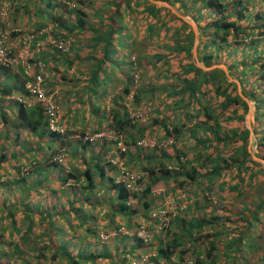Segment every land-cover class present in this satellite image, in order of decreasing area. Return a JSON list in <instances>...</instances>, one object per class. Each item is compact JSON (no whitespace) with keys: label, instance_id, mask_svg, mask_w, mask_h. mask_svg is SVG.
Returning <instances> with one entry per match:
<instances>
[{"label":"trees","instance_id":"trees-1","mask_svg":"<svg viewBox=\"0 0 264 264\" xmlns=\"http://www.w3.org/2000/svg\"><path fill=\"white\" fill-rule=\"evenodd\" d=\"M87 1L20 0L16 3L14 15L20 14L21 19L14 18L21 21L19 27L15 30L0 25L10 33L7 46L13 42L23 48L27 39L28 48L33 53L27 59L32 73L27 72L22 61L16 68H12V64L0 63V264H97L100 259L116 258L117 253L124 255L122 259L126 264L132 261H139V264H241L243 258L239 251L244 245L249 250L259 247L257 241L247 238L256 225H262L260 237L264 238V224L261 223L264 182L255 181L264 167L252 158L248 147L251 129L241 114V110L249 109L248 101L234 92L233 89L237 88L235 82H224L228 79L223 69L204 70L196 65L191 58L195 33L182 17L173 13L170 19L180 24L174 31V42L166 51L151 55L149 60L156 69L167 66L165 71L177 79L163 88H172L173 101L184 121L181 119L180 123L177 117L164 114L150 123L137 121L139 116L131 113V107L141 105L142 94H152L156 89L150 79L144 91L135 90L133 83L138 68H133L135 61L132 58L139 54L133 55L134 50L130 52L132 68L120 93L114 94V105L109 106L110 102L105 100L108 89L102 86L110 80L107 70L111 56L117 53L120 56V46L125 44L127 37H132L126 15L134 17L140 12L142 17L147 16L152 23V27L148 26V34L158 32L161 36L162 32H167L169 23L162 19V14L170 13L171 9L158 6L152 0H96L94 5L98 8L95 12H100L102 7L105 12H101L102 17L92 24L88 19ZM160 1L181 3L184 11L197 22L203 43L199 60L205 66L225 62L231 74L239 76L244 93L256 104L257 123L253 124V131L260 134L261 153L258 156L264 159V124L261 121L264 117V23L259 24L264 20L263 13L252 14L248 7H243V0ZM251 22L261 30L254 32ZM183 27L188 30H182ZM76 31L81 32L80 46L91 49L86 57H82L88 69L79 73L80 78L72 76L77 72L76 61L67 59L71 51H75V56L80 51L71 39ZM57 43L65 44L67 49L63 51ZM125 45L129 47L128 43ZM99 47V55H92ZM7 52L9 58L19 53L14 48ZM50 60L49 68L57 72L60 83L68 79L79 82L84 76L87 87L68 91L64 102L67 104L69 100L70 104L72 98L97 117L107 120L105 130L123 135L125 151L107 135L94 143L80 139L79 147L94 152L86 157L81 155V149L76 151L79 162L84 165L82 169L70 161L71 150L67 153L64 150L65 163L54 160L53 155L59 152L54 148L56 141L61 146L65 143L63 116L59 123L65 132L53 130L44 103L37 101V94L27 87L28 82L35 80V73H42L46 82L43 89L55 91L57 84L48 82L44 68ZM77 62L81 63V59ZM176 63L178 67L173 66ZM218 72L222 73L221 76L217 75ZM106 76L107 80L104 79ZM71 85L73 89L78 87L77 84ZM85 88L87 100L84 101ZM258 89L262 90L257 93ZM211 91L215 92V99L208 107L206 101ZM57 99L59 101L58 96ZM194 104L199 108L197 111L202 109L204 112L191 113L188 106ZM226 113L227 119L239 121L237 127L222 129L219 119ZM194 118L199 120L191 125L187 123ZM159 125L162 133L158 138L162 142L153 134V128ZM184 130L195 143L192 160L185 159L188 158L186 150L177 144ZM74 132L67 129V135ZM81 134L85 136L87 133L81 131ZM30 136L35 143L32 140L25 142ZM143 140L153 141V144ZM165 142L167 145L163 144ZM215 142L221 145L229 142L235 146L224 153ZM111 143L116 149L110 154ZM112 156H118L128 171L145 174L128 186L129 182L123 179L120 171L121 166L111 161ZM145 175L152 179L143 185ZM170 184L175 186L173 192L176 188L180 192L178 197L169 196L173 194L171 192L165 197H153L155 190L166 189ZM200 186H205L208 191L202 195L208 201L214 192L217 195L221 192L225 198L232 190L229 191L232 194L229 203L233 210L221 209L214 214L211 208L198 216L199 199L191 203L187 200L197 194ZM104 189L107 191L100 194ZM95 197L102 202L97 213L103 216L100 219L96 213L90 220L91 217H87L78 205L94 206L92 200ZM155 210L165 211L166 221L159 230L156 229L158 222L154 228L152 220ZM180 211L184 215H179ZM225 213L227 216H223ZM228 214L235 215V218L230 219ZM118 216L121 220L128 219L125 223L127 229L124 227L120 231L119 244L116 251H112L106 243L109 239L103 243L100 241L101 230L94 228L93 223L102 221V225L109 227ZM138 216L143 219L138 227L144 224L149 239L140 236L139 230H131ZM233 220L236 226L232 225ZM121 222L117 229L124 226ZM220 223H227L235 237L224 242L222 228L218 227ZM219 237L222 240H218ZM143 254H150L146 257L147 262H142L146 256ZM219 255L222 258L218 262ZM261 258L260 264H264V252Z\"/></svg>","mask_w":264,"mask_h":264},{"label":"rangeland","instance_id":"rangeland-1","mask_svg":"<svg viewBox=\"0 0 264 264\" xmlns=\"http://www.w3.org/2000/svg\"><path fill=\"white\" fill-rule=\"evenodd\" d=\"M20 1V0H0V15L2 16V19L0 21V25H3L5 28L7 29H15L17 27H19L18 24H21V21L19 20L17 22V19L19 17V19H21L20 14L19 16H14L15 14V9H16V3ZM31 1V0H29ZM34 1V0H33ZM97 1H106V0H97ZM96 0H88L87 4L89 5L88 8V13L90 14V16L88 17V19L90 20V23H95L96 21H98L97 19L101 18V12H105V7H102L100 12H95V10L98 8L94 5V2H97ZM154 3H156L158 6H165L171 9L170 13H164L162 14L163 17L162 19L168 20V29L166 28L167 32L161 34V36H159L160 33H152V34H148L149 30H148V26L152 27V23L150 22V20L147 18V16L142 17L141 13L138 12L137 14H134V17H130L129 15H126L127 21H128V26L131 32V36L130 38H126V42L125 44L128 43L129 47L126 48V45L123 44L120 46L119 49L120 50V56L119 54H113L111 56V63L108 65L109 69L107 70L109 79L107 82H105V84L102 87H105L106 89H108L112 94L113 93V88L117 85V81H120V77L119 74L122 72L123 69L126 68H130L131 66V58H130V52L131 51H136L133 52L134 54H139V56H133V60L135 61L133 63V68L135 67L136 69L138 68V73H135V78H134V84H136V91H139V89H143V91L146 89V85L148 84L149 80L151 79L152 85L156 88L153 93L148 94L144 93L142 94L143 98H142V103L140 106L138 107H131L130 111L133 115L135 116H139V120L137 121H149L150 123H153V120L156 117H164L163 115H168V116H174L177 117L178 119H180V123H182V117L180 112L178 111V105L175 104L174 97L175 95H173L172 93V88L171 87H167V88H163V85H168L171 82H176L177 79L174 77H171V74H169V71H165L166 67H160V68H154L151 64H150V57L151 55L157 53L160 50H167V46H169L170 44L172 45V43L174 42L175 39V29H178L180 24L179 22L173 21L170 19V15H172L173 13L182 17L187 23L188 26L190 27L191 30H193V32L195 33V43H194V47L192 49V56L191 58L195 61L196 65L200 66L201 68H203L204 70H210L213 68H220L223 69L225 71V74L227 76L228 80H224V82L226 81H231V82H235L237 84V88L233 89L235 93H239L245 100L248 101L249 103V109L246 110H241V114L244 116V123L251 129V134L249 137V143H248V147H249V151L252 155V158L254 160H257L258 162L262 163V167H264V159L261 158L260 156H258L259 153H261L260 148H259V135L258 132H254L253 131V124H256V104L255 101L253 99H251L249 97V95L245 94L243 91V84L242 82L239 80V76L237 74H231V72L229 71V68L227 66V64L225 62L222 63H218L212 66H205V64L203 63L202 60H199V50L203 49V43L201 42V31L198 27L197 22L190 17L182 8L181 3H176V4H170L169 2L166 1H160V0H152ZM224 2H228V0H223ZM238 0H235V2H237ZM244 1V5L243 7H248L249 10L252 12V14H256L257 12H261L263 13L264 16V0H243ZM34 3V2H33ZM135 4H133L134 6ZM137 10V9H136ZM87 11V10H86ZM97 14H100L99 16ZM168 15V17H167ZM17 18V19H14ZM166 18V19H165ZM156 21V20H155ZM154 22V21H152ZM263 24L264 20H261L259 22V24ZM157 27L158 25L155 24ZM251 29L255 31L258 30V26L254 25V22H251ZM255 26V27H254ZM182 30H188L187 28H181ZM259 30H261V28H259ZM258 30V31H259ZM77 33V34H75ZM74 34V36L71 37L72 41H75L74 45H76L79 48V52H77V56L75 51H71L68 54L67 59H72L75 63H77V72L76 73H70L69 77L71 76H76L77 78H80V74L81 72H86L88 67L86 65V63L83 62L82 57H86L88 55V51L91 49H87V53L84 55V53L86 52V49L84 47H81V32L76 31ZM84 35V34H82ZM13 39V38H12ZM14 40V39H13ZM12 40V41H13ZM145 41V43H144ZM72 44V43H71ZM257 44V43H256ZM70 45V43H69ZM259 45V44H258ZM9 48H14L16 51H20L23 50V52H25V48L26 46H24L22 48L18 47V45L16 43H11L10 45H8ZM126 48V49H125ZM259 48H262V45H259ZM125 49V51H124ZM132 49V50H131ZM100 47L95 50L94 52H92V55H99V51H100ZM241 52V51H240ZM61 54H58V56H60ZM244 56V54H243ZM99 57V56H98ZM79 59H81V63L77 62ZM51 61V60H50ZM17 64H14L12 68H16ZM63 65V64H60ZM50 62L47 63V65L44 66L45 68V72L47 75V80L50 84H57V86H55V91L57 92V96L59 98V102L61 103V107L63 110V123H64V128H65V135H64V141L65 143L62 144L63 147L66 148V153L67 150H70V148H72V146L78 142L81 143L80 139L83 136L81 134V131H85V133L89 134V135H93L96 131H98V129L101 128H105V126H107L108 121L104 120L105 122L101 125V127H99V124L96 123L97 122V118L95 116H92L90 113H86V118L83 119V114H84V109H81L76 116H69V114L71 115V112H68V107L72 106L71 108H73L74 106H77L76 103L69 105V100L67 101V104L64 102L63 98L66 96V94H68V91H73L75 92L76 89L77 91L79 89L87 87V83L84 82L85 78L84 76L80 79L79 82L74 81L71 82L68 80L60 83V81L58 79H56V74H55V70L54 68L50 67ZM131 66V68H132ZM174 67H178L179 64L176 63L173 65ZM170 68V67H169ZM159 71L161 72L159 74ZM165 72V73H163ZM55 74V77H54ZM221 72H218L217 75L221 76ZM218 76V77H219ZM105 80H107V76L104 78ZM77 84L78 87L76 88H72L71 84ZM51 85V87H52ZM140 87V88H139ZM251 87V86H250ZM107 90V91H108ZM259 90V91H258ZM257 93H259L262 89H258ZM54 91V90H53ZM87 89H83V99H87ZM172 93V94H171ZM198 93L200 94V91H198ZM201 95V94H200ZM130 97V96H129ZM209 97V99H207ZM208 97L206 98V105L208 107H210L212 101L215 99V92L211 91L210 95H208ZM72 99V98H71ZM109 99V95L106 96L105 100ZM205 101V98H203ZM112 106V105H111ZM198 107L196 104H194L193 106H188V110L191 113H194L196 115H198L199 113H203L204 111L202 109H200V111H197L196 108ZM217 110V109H216ZM149 111V112H148ZM203 111V112H202ZM227 113L224 114L222 117H220L219 122L222 124V129L223 130H228L230 128H235L237 127L239 124L236 119L235 120H229L227 119ZM78 117V118H77ZM200 117V116H199ZM202 117V114H201ZM182 119V120H181ZM170 120H172V118H170ZM174 120V119H173ZM199 120V118L197 119H193V121H187V123H189L190 125L192 123H196L195 121ZM202 120V118H201ZM184 121V120H183ZM262 123L264 124V117L261 119ZM1 122V119H0ZM103 122V120H102ZM177 123H179L178 121H176ZM179 123V124H180ZM77 124L79 126V128L77 129H73L76 128V126H73ZM149 124V123H148ZM67 125V126H66ZM145 127H148L149 125L144 124ZM1 129V128H0ZM67 129H72V130H76L73 134H69L67 135ZM97 129V130H96ZM148 129L152 130L151 127L149 126ZM3 134H5V129L3 127ZM160 132H162V128L156 127L155 129L153 128V134H155V138H157L159 141L162 142V140H160L158 138V134H160ZM76 135H79L80 137L77 138ZM33 138L30 136L29 138L26 139L25 142H31ZM33 141V140H32ZM23 142V144L25 143ZM101 142V141H100ZM98 142V143H100ZM33 143H35L33 141ZM228 143V144H227ZM224 145H221L220 142H215V144L222 150V152H227V151H231L230 149H233V147L235 146L233 143H229L227 142ZM48 144V143H47ZM165 145H167V143H163ZM182 148L186 150L185 154L188 156V158L185 159H189L192 160L193 159V155H194V151H195V143L193 141L192 138H190L187 134V132L181 134L180 139L178 140V143ZM114 145V144H113ZM61 143H59V141H56V144L54 146V148L57 149V151L60 150V148L62 147ZM170 146V145H169ZM114 150L116 149V146ZM98 148V147H97ZM169 151L172 150L171 147L168 148ZM71 153V152H70ZM74 156V153H71ZM67 155V154H66ZM73 165L79 169H82V164L79 162L78 158H73L72 160H70ZM69 164V162H68ZM71 168V167H70ZM72 169V168H71ZM139 170V169H137ZM142 172V171H140ZM143 174V173H141ZM151 179H149L148 176H144L142 183L143 185L145 183H149L151 182ZM100 179L97 178V181H99ZM256 182H264V171L263 173L259 172V177H257L255 179ZM254 181V182H255ZM216 187H218L216 185ZM175 186L170 184V186H168L166 189H162V190H155L153 193V197L154 198H158L161 196H166L167 194H169L170 192L173 194H170L169 196H175L178 197L179 196V191L176 188V191L173 192L172 189H174ZM217 189L215 188L214 191H216ZM107 189H104L101 191L100 194H102L103 192H106ZM232 191V190H229ZM228 191V196L223 198L222 193L220 192L219 195H217V193L214 192V194L211 195L209 201L203 199L204 194L208 193V191L206 190L205 186H200L199 187V191L197 192L196 195L192 194L191 198L187 201H190V203L192 202V200H198L200 201V207H199V211L197 213V215H202L206 212H209L210 209L212 208L214 210V214H217L221 209H226L228 211H232L233 210V205L229 203V200H232L231 192ZM161 193V194H160ZM198 196V197H197ZM169 199V198H168ZM221 199V200H220ZM93 203L95 204L94 206H91L89 204H79L78 206L81 207L83 209V213L88 215L87 217H91L90 220L92 219V217L94 216V214L97 213L98 210H100L102 208V206L100 204H102V202L99 201L98 197H95L93 200ZM218 202V203H216ZM232 205V206H230ZM230 206V207H229ZM229 207V208H228ZM227 213H233V212H227ZM227 213L223 214V216H227ZM98 215V213H97ZM179 215H184V212H179ZM193 215H195L193 213ZM99 218L101 219L103 214H99L98 215ZM230 219H234L235 215L233 214H228ZM121 220V219H120ZM137 222H135L132 226L133 231L138 230L139 227V222L143 221V219L138 216L137 217ZM98 222V220H96ZM128 221V219L124 218L123 222H121V225H124L123 227H126V222ZM118 221H116L117 223ZM140 222V223H141ZM236 221L233 220L232 225L236 226L237 223L235 224ZM103 224L102 221L99 222V224L93 223L94 228H96L97 230H101L99 233V238L100 234L102 232V230H104L107 234H108V241H106V243L110 246V249H112V251H116V248L119 244V239H117V237H119V233L120 231L115 232V230L117 229V225L113 224V226H109V224H107V226L109 227H102L100 226ZM144 223V222H143ZM148 223L151 227L152 224H150L148 221L146 222ZM261 223L264 224V214L261 217ZM128 224V223H127ZM119 225V222H118ZM129 225V224H128ZM218 227L222 228L223 234L222 236H224V242L231 240L234 236L233 233H231L229 226L227 223L223 224L220 223L218 225ZM262 225H256L254 229H252V233L247 236V238L249 240H253V241H257V243H259V247L257 248H252L251 250L249 249H245V245H244V249H241V251H239V254L242 255V261L241 264H260L262 263L261 261V255L262 252H264V248L262 249V247H264V238L260 237L261 233H262ZM212 232V230H210ZM125 233H127L125 231ZM118 235V236H116ZM134 235V234H133ZM103 239V238H101ZM210 239H212V237H210ZM218 240H222V237H219ZM102 242V240H100ZM223 242V243H224ZM103 243V242H102ZM117 245V246H116ZM122 247V246H121ZM102 250H105V248L103 246H101ZM262 249V250H261ZM219 252V251H217ZM146 254H143V256H145ZM123 256L122 253H117V255L115 256L116 258H106V259H100L98 261L97 264H126V262L123 261ZM149 254H147L145 257L142 258V262H147V258ZM222 258V256L219 255L218 258V262L219 260ZM241 259H239L240 261ZM238 261V259H237ZM130 264H139V261H132Z\"/></svg>","mask_w":264,"mask_h":264},{"label":"built area","instance_id":"built-area-1","mask_svg":"<svg viewBox=\"0 0 264 264\" xmlns=\"http://www.w3.org/2000/svg\"><path fill=\"white\" fill-rule=\"evenodd\" d=\"M9 31L5 30L4 28H2L0 26V63H4V64H9V65H14V64H18L20 61H22L23 65L26 66L27 72L28 73H32V67L30 65V63L27 62V59L29 57L33 56V53L31 52V50H29V41L26 39L24 41L26 48L24 49L25 52H23V50H20L18 53V56H15L14 58H9L8 57V52L7 50L9 49V47L6 45V42H8V40L10 39V35H9ZM57 46L60 49H63V51H65L67 49V47L65 46V44H58ZM45 82V76L42 73H35V80L33 82H28L27 83V87H29L30 91L32 93L37 94V101H41L44 103L45 105V109H46V113L48 114V118L50 121V127L53 130H57V131H61V132H65L64 129L62 128V126L60 125V119L62 116V109L60 104L58 103L56 97H55V93H49L46 90L43 89V85L46 83ZM19 100H22V98L18 97ZM110 136L111 138H114L117 140V146L121 148L122 151L126 150V147L124 146V141H123V135L117 133L114 130H108V131H100L98 133H95L93 135H89L86 134L83 139L84 141H90L93 142L95 139L98 138H103L105 136ZM142 142L144 143H148V144H153L152 141L146 142L145 140H143ZM64 148L62 149V151L56 155L54 157V160L65 163L64 161ZM111 161L113 163H119V165L121 166V172L123 173V179L127 180L128 186H131L132 183L134 181H136L139 177L140 174H136L133 173L131 171H128L125 166H124V162L117 156L112 157ZM116 182H119L118 179H116ZM165 214V211H159V213H154L153 216H160V218H162V215ZM161 228V226L158 227V230ZM120 230H123L122 228H120ZM127 232V231H126ZM139 235L144 236L146 239H149V234L147 233V231L144 229V227H142L141 231L139 232ZM101 238H103L104 240H106L108 238V234L105 232H102L100 234Z\"/></svg>","mask_w":264,"mask_h":264},{"label":"crops","instance_id":"crops-1","mask_svg":"<svg viewBox=\"0 0 264 264\" xmlns=\"http://www.w3.org/2000/svg\"><path fill=\"white\" fill-rule=\"evenodd\" d=\"M1 19H2V16L0 15V21H1ZM126 48H128V47H126ZM125 48V49H126ZM86 49V48H85ZM125 49H124V51H125ZM120 50H122V49H120ZM132 50V49H131ZM86 51H87V49H86ZM87 52H85L84 53V55L86 54ZM50 63H51V61H49ZM131 70V66H130V68H126V69H123L122 70V72L119 74V77H120V81L118 80L117 81V85L113 88V93L112 94H110L111 92L108 90L107 91V95H109V99L108 100H106V102H110L109 103V106H111V105H114V98H115V95L114 94H119L120 93V90H121V88H122V86H123V83L125 82V80H126V75H127V73L129 72ZM55 74H56V79L58 78V75H57V72L55 71ZM55 74H54V77H55ZM134 84V83H133ZM140 88V87H139ZM138 89V88H137ZM136 89V84H135V90H137ZM72 101H71V103L69 104V105H71V104H74V103H76L77 104V106H74L73 108H71L72 106H69L68 107V112H71V115L69 114V116H76L78 113H80L79 111L81 110V109H84V114H83V119H85L87 116H86V113L88 112V113H90L92 116H95L96 118H97V122L96 123H98V122H100V123H98L99 124V127H100V125H102L105 121V119L104 118H100V117H97L96 115H94L92 112H91V110L89 109V108H84V106L82 105V104H80V102H76L74 99H71ZM84 101L85 100H87V99H83ZM75 113H76V115H75ZM81 114V113H80ZM78 118V117H77ZM102 120H103V122H102ZM73 126H76V128H73V129H77V128H79V126L77 125V124H75V125H73ZM160 126V125H159ZM159 126H157V127H159ZM161 127V126H160ZM162 132H160V134H161ZM80 143V142H79ZM81 144V143H80ZM109 146V145H108ZM110 146H112V147H110L111 148V150H110V154L114 151V145L111 143V145ZM72 148H75V149H72ZM72 148H70V150H71V153H74V156L71 154V156H70V158H71V160L73 159V158H78L79 160H80V157H79V154H76V151H78V149L80 150L81 149V155L82 156H86L87 157V155H92L94 152H91L90 150H88V149H84V148H82L81 146L79 147V144H78V142H76L73 146H72ZM100 150V149H99ZM82 166V168H84V165H81ZM103 213V212H102ZM116 221H119V223H120V221H123V220H120V216H118V217H116V219L110 224V226H113V224H115L116 223ZM115 225H118V223H116ZM102 227H104V225H101Z\"/></svg>","mask_w":264,"mask_h":264},{"label":"clouds","instance_id":"clouds-1","mask_svg":"<svg viewBox=\"0 0 264 264\" xmlns=\"http://www.w3.org/2000/svg\"><path fill=\"white\" fill-rule=\"evenodd\" d=\"M49 93H55V97H56V99H57V92H56V91L49 92ZM129 98H131V95H130ZM57 101H58V99H57ZM58 102H59V101H58ZM60 106H61V105H60ZM61 109H62V107H61ZM62 116H63V110H62ZM62 116H61V118H62ZM105 128H106V127H105ZM105 128H103L102 130L96 131L95 133H98V132H100V131H106ZM75 131H76V130H75ZM95 133H94V134H95ZM76 136H77V138L80 137L79 135H76ZM83 137H84V135L81 137V139H83ZM98 139H100V138H98ZM98 139H95L92 143L96 142ZM110 139H112L115 143H116V141H117L116 139L111 138V137H110ZM83 140H84V139H83ZM152 142H153V141H152ZM63 148H64V150L66 149L65 147L62 146V147L60 148L59 152L56 153V154H54L53 157H55L56 155H58V154L62 151ZM112 157H113V156H112ZM112 157H111V158H112ZM138 174H140V177H141V176H143L145 173L141 174V172H138ZM159 211H160V210H159ZM159 211H156V210H155L152 214H154V213H159ZM152 214H151V215H152ZM152 216H153V215H152ZM158 219H159V220H158ZM152 220H153V222H154V228H155L156 221L158 222V225L156 226V229L158 230V227H159V226H162V223L164 222V220L166 221L165 214L162 215V218H160V216H154ZM143 225H144V224H143ZM143 225H141V226L139 227V229H138L139 231H138V232L141 231ZM120 228L124 229L123 226L120 227ZM120 228H119V229H116L115 232H117V231H122V230H120ZM144 229H145V228H144ZM145 230H146V229H145ZM102 232H105V231L103 230ZM102 232H101V233H102ZM105 233H106V232H105ZM148 234H149V233H148ZM140 236H141V235H140ZM100 237H101V236H100ZM143 237H144V236H143ZM149 237H150V236H149ZM100 239H101V238H100ZM101 240H102V241H106V240H108V239H106V240L101 239ZM149 255H150V254H149ZM189 264H191V263H189Z\"/></svg>","mask_w":264,"mask_h":264}]
</instances>
